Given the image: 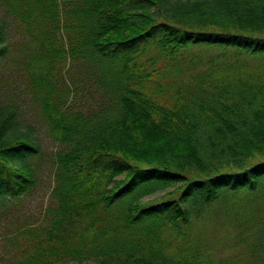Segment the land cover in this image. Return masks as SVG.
Listing matches in <instances>:
<instances>
[{"label":"trees","instance_id":"16d2710c","mask_svg":"<svg viewBox=\"0 0 264 264\" xmlns=\"http://www.w3.org/2000/svg\"><path fill=\"white\" fill-rule=\"evenodd\" d=\"M0 15V62L16 30L58 144L44 160L0 102V208L34 195L43 162L52 177L0 264H219L194 230L211 218L241 264H264V0H0Z\"/></svg>","mask_w":264,"mask_h":264},{"label":"rangeland","instance_id":"374dc122","mask_svg":"<svg viewBox=\"0 0 264 264\" xmlns=\"http://www.w3.org/2000/svg\"><path fill=\"white\" fill-rule=\"evenodd\" d=\"M1 21L0 15V24L4 25ZM5 35L10 43L11 53L0 62V102L3 104L14 103L20 108L25 119L22 127L29 133L34 142L39 144L40 155L46 160L50 154H53L58 149V144L51 139L42 120L30 107L26 92L23 89L24 81L18 75L16 54L12 51V48L19 42L18 33L16 30L8 28ZM32 162L33 164L36 163L34 159ZM39 168L37 173L38 182L34 195L24 201L7 202L0 208V254L4 249L2 247L3 236L14 233L15 226L21 224L20 222H23L26 217L34 218L31 214L37 215L46 202L49 190L52 187L50 163L45 161ZM161 194L162 192H157L150 197L160 196ZM194 230L200 236L202 244L209 248L213 260L217 263L241 264L245 261V252L241 251V246L234 241L232 234L229 232L230 229L227 226L226 219L220 221L211 218L204 221L203 224H196ZM239 254L242 256H239ZM84 264L96 263L87 262Z\"/></svg>","mask_w":264,"mask_h":264}]
</instances>
